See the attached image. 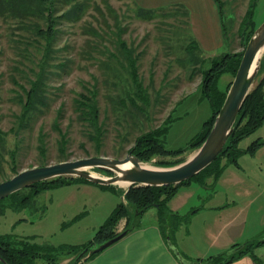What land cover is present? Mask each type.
<instances>
[{"label": "rangeland", "instance_id": "374dc122", "mask_svg": "<svg viewBox=\"0 0 264 264\" xmlns=\"http://www.w3.org/2000/svg\"><path fill=\"white\" fill-rule=\"evenodd\" d=\"M80 3L83 6L80 17L59 22L48 52L44 51L43 38L30 36L26 30L16 29L12 21L5 22L0 17V128L5 131V147L0 151V181L14 174L13 167L20 171L41 163L91 155L123 157L136 135L163 128L168 120L167 130L161 136L164 147L184 148L212 113L201 92L200 70L212 66L226 52L242 50L245 35L240 34L241 23L251 3L253 24L245 27V34L264 22V0H219V3L215 0L223 34L219 44L208 47L196 37L187 4L161 6L151 13H140L134 0H60L58 6L66 9ZM107 4L115 13L107 10ZM89 24L102 27V37L86 31ZM16 34L29 42H15ZM118 37L137 58L142 92L130 86L127 71L122 69L127 62ZM90 38L97 39V43L88 46ZM110 51L114 53L111 60ZM113 69L123 80V87L118 84L121 88L105 86L101 81L102 72ZM10 74L26 88L30 80L41 74L47 82L44 86L47 105L26 121L22 129L13 127L23 112L18 97L23 91L20 85L13 84ZM93 75L101 81L98 101L103 133L98 140L76 119L72 105L75 93L83 90L85 82H93ZM263 78L264 68L252 87ZM232 79L230 72L223 73L218 80L219 88L226 90ZM57 127L68 140L63 152L58 144ZM236 147L239 152L234 160L221 155L208 169L213 170L225 161L215 175L208 176L206 171L200 175L204 177L179 184L160 209L151 205L138 213L130 208L128 216L119 219L115 231L123 230L129 221L135 227L156 220L186 261H202L234 247L228 244L232 232L221 227L220 210L210 207L235 201V244L263 239L264 119ZM193 151L153 154L144 162L159 167L156 161L183 160ZM90 170L101 176L111 175ZM120 187L126 190L129 186ZM22 196L31 197L20 201ZM121 196L116 187L84 179H72L36 194L25 187L17 195L0 200V234H9L20 244L29 243L33 249L29 254L36 252L34 260L38 264H66L78 248L95 238L97 230L122 201ZM178 203L181 205L174 209Z\"/></svg>", "mask_w": 264, "mask_h": 264}, {"label": "trees", "instance_id": "16d2710c", "mask_svg": "<svg viewBox=\"0 0 264 264\" xmlns=\"http://www.w3.org/2000/svg\"><path fill=\"white\" fill-rule=\"evenodd\" d=\"M59 1L60 0H0V17L3 18L5 22L8 20L12 21L13 23H15L16 29L26 30L28 34H30V36L36 35L43 38L45 40L44 44L46 45L44 51L48 52L51 51L50 45L55 40V36L58 30L57 25L59 24V22L61 20L70 19V17L79 18L83 9L81 3L72 4L69 8L63 9L58 6ZM216 1L219 3V0ZM252 6L253 5L251 3L246 10L241 23L242 31L240 34L245 35L242 37L244 39L242 50L237 53L226 52L222 55L221 59L215 61L212 66L205 70H200L201 92L202 95L208 99L212 110L210 117L204 121L201 131L195 137H193V139L184 148L170 150L164 147V137H161L164 136V133L167 130L168 121H170L168 120L163 128L150 129L136 135L134 143L128 148L127 152L131 151L132 153L136 154L142 161H148L153 154L177 155V153L184 150H195L202 143L212 126L215 115L219 110L221 104L223 103L228 89V87L226 90L220 89L218 86V80L223 73L230 72L234 76L239 65L244 46L255 29V27H251L247 34H245L244 32L245 27L253 24ZM106 8L108 11H112L113 13H115V10L112 9L109 4L106 5ZM137 8L140 13H151L154 11L152 9H146L139 6ZM85 30L90 31L94 36L102 37L103 30L100 26L95 27L89 24L85 26ZM117 39L119 47H121L122 51L124 52V57L127 62V67H124L122 69H126L125 71H127V77L130 86H134L136 91L142 92L143 85L138 73L137 58L128 48L125 41L121 40L120 37H118ZM14 41L17 43L29 42L27 39L25 40V38L20 34H16V39H14ZM97 41V39L90 38L87 40V45L91 46L93 45V43L96 44ZM190 47L191 46H188L189 50ZM95 48L98 49L97 45H95ZM24 49H26L25 46ZM113 55L114 53L110 51L108 53V59L111 60ZM59 64L62 66V64L64 63ZM263 68L264 57L262 59V66L258 74L263 70ZM108 69H110V66H108ZM103 73L104 72H102L101 74V81L105 86L108 84L112 85L114 88H121V86H124V84H122L123 80L119 79V74L115 72V69H113L112 72L109 71V73ZM9 77L11 78L13 84L20 85L23 91L22 95L20 93L18 94L19 102L21 103L23 112L21 113V115H19L18 122L13 127L14 130L15 128L22 129L26 121L32 120L36 112H40L41 107L47 105V95L44 90V86L47 82L43 79L41 74V77L39 76L36 77L37 79L30 80V86L26 88L17 81L16 77L13 74H10ZM45 77L47 78V75H45ZM92 78L93 82H85L83 90L75 93V96H73L72 99V105L76 119L82 126H84L88 130L89 135L98 140L103 133V125L102 121L100 120V108L98 101V82L100 81V79L95 75H93ZM118 84H120L121 86H119ZM263 119L264 78L256 85H254L246 95L236 117V126L230 134L223 150L219 153L216 159H214L209 165H207L191 178L199 179L200 177H204L205 175H200L206 173V171V175L208 176L215 175L217 170L220 169V164L216 166L217 169L215 167L213 168V170L208 169H210L218 161V158L221 155H225L228 159L230 158L234 160L235 156L239 152V149L236 147L237 142L242 137L248 135L251 131H253L262 122ZM55 124L57 125V123ZM56 129L60 134L58 144L60 145V149L63 152L68 140L66 138V135L62 133L58 127ZM4 135L5 131L0 128V151L5 147V140L3 139ZM258 143L259 141L254 142L255 145H257ZM40 147L43 150L42 145ZM251 149H254V147H251ZM180 161L182 160H159L155 163L158 165H173ZM40 165H44V163H41ZM94 170L112 174V171L107 168L95 167ZM13 171L14 174L18 172V170L14 167ZM191 178L176 184L169 185L151 186L132 184L126 190L118 187V189L121 190V193L124 194L125 202L121 201L117 205L106 223H104L97 230L95 238L90 239L87 243H85L86 245L84 244L82 247L78 248L74 257L83 248L87 246L89 248H92L99 242L105 241L119 233L115 231V226L118 223L119 219L128 216L130 208H133V210H137L138 213L142 212L144 209L151 205H157V207L160 209L164 206L165 201L171 197L176 187L181 183H186ZM72 179L84 178L78 176H58L36 182L33 185L29 186V188L33 189L34 194H36L47 187L56 184L67 183ZM110 186L115 187L113 185ZM18 191L19 190L9 194L8 196L17 195ZM30 197L31 196H22L20 201L29 200ZM125 228L128 230H132L134 228L133 225H131V221H129L128 225L124 227V229ZM261 243L262 242L259 240L247 241L244 243L242 248L234 253L217 254L207 258L206 260L197 261V263L225 264L247 253L251 254V256L256 259L257 257L253 253L252 249L254 246ZM237 245L238 244H233L234 247ZM31 250H33L31 245L26 241H23L20 244L19 242H16L9 234H0V255L6 260L8 264H38L34 260L36 257V252L32 251L33 255H30L29 253L31 252ZM86 254L75 264H79L82 260L90 258L97 253H90L88 255ZM0 264L3 263L0 262Z\"/></svg>", "mask_w": 264, "mask_h": 264}, {"label": "water", "instance_id": "95a60500", "mask_svg": "<svg viewBox=\"0 0 264 264\" xmlns=\"http://www.w3.org/2000/svg\"><path fill=\"white\" fill-rule=\"evenodd\" d=\"M264 22L254 29L250 38L244 46L243 53L227 89L223 103L217 111L212 126L202 143L182 161L173 165H157L154 167L146 164L136 154L128 151L123 157L108 155H91L76 159L62 160L54 163L32 166L22 169L9 178L0 181V200L9 194L29 187L36 182L58 177L78 176L88 181L120 187L121 182L126 186L136 185H169L176 184L196 175L199 171L209 165L223 150L230 134L236 126V117L240 107L252 88V84L261 69L264 57ZM95 167L107 168L112 171L111 175L101 176L93 173ZM122 201L124 194H122ZM157 206V205H156ZM130 230L123 229L115 236L89 248H83L70 262L75 264L80 258L90 253H97L109 245L118 241ZM166 241L181 263L198 264L196 261H186L173 247L169 237ZM262 243L263 239H259ZM239 244L226 254H231L242 248ZM0 262L8 264L0 255Z\"/></svg>", "mask_w": 264, "mask_h": 264}, {"label": "crops", "instance_id": "0c3cea01", "mask_svg": "<svg viewBox=\"0 0 264 264\" xmlns=\"http://www.w3.org/2000/svg\"><path fill=\"white\" fill-rule=\"evenodd\" d=\"M138 6L156 9L175 3L187 4L191 9L194 31L201 45L216 46L222 39L220 18L215 8V0H134ZM213 41V43H211ZM224 165L225 161L220 165ZM181 204H174V209ZM199 208V207H198ZM197 208V209H198ZM220 210L222 228L232 232L233 238L229 245L235 244V201L233 204L223 201L220 205L210 207ZM126 217H124L125 219ZM157 219V216L155 217ZM253 253L243 254L225 264H264V243L256 246ZM79 264H184L181 263L166 241L164 231L156 220L145 225H136L122 238L94 256L82 260Z\"/></svg>", "mask_w": 264, "mask_h": 264}, {"label": "bare ground", "instance_id": "6f19581e", "mask_svg": "<svg viewBox=\"0 0 264 264\" xmlns=\"http://www.w3.org/2000/svg\"><path fill=\"white\" fill-rule=\"evenodd\" d=\"M263 50H264V49H263ZM120 184H121V185H126L127 183H125V182H121Z\"/></svg>", "mask_w": 264, "mask_h": 264}]
</instances>
